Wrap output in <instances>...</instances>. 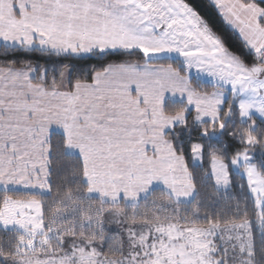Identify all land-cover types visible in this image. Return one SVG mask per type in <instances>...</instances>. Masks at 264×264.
Returning <instances> with one entry per match:
<instances>
[{"label":"snow or ice","instance_id":"1","mask_svg":"<svg viewBox=\"0 0 264 264\" xmlns=\"http://www.w3.org/2000/svg\"><path fill=\"white\" fill-rule=\"evenodd\" d=\"M204 7L227 36L192 0H0V264H264V0Z\"/></svg>","mask_w":264,"mask_h":264},{"label":"trees","instance_id":"2","mask_svg":"<svg viewBox=\"0 0 264 264\" xmlns=\"http://www.w3.org/2000/svg\"><path fill=\"white\" fill-rule=\"evenodd\" d=\"M192 2L201 10L203 14H206L210 18L211 22L213 23L215 29L218 32H222L227 36L229 30L226 29V27L222 24L221 21H219V19L215 16L213 12L204 7L206 0H192ZM228 38L232 39V37Z\"/></svg>","mask_w":264,"mask_h":264}]
</instances>
